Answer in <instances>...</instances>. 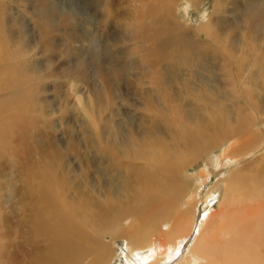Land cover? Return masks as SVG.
<instances>
[{
	"label": "bare ground",
	"instance_id": "6f19581e",
	"mask_svg": "<svg viewBox=\"0 0 264 264\" xmlns=\"http://www.w3.org/2000/svg\"><path fill=\"white\" fill-rule=\"evenodd\" d=\"M15 1L0 0V162L1 165L8 164L19 172L22 170L23 158L19 154L22 147L19 151L16 148L18 141L14 134L18 132L15 131V127L19 125L21 128L22 122L27 119L26 115L37 114L45 121V118L60 112L58 104H54L51 110L48 96L43 98L40 96L42 92L46 94L49 90L43 81L50 80L53 84V81L59 82L70 78L83 83L86 80L82 74L89 73L90 70L84 68L78 60L76 66L61 63L62 54L55 48L53 49L56 52L43 61L37 60L35 54L26 55L39 48L44 51L50 50L53 46L50 41L51 34L56 32L58 26L65 24L67 26L68 22H74L75 19L63 17L61 24L57 21L61 16L56 15L54 4L49 3L46 6L49 0H18L19 5L28 9L27 16L38 20L32 28L21 31L20 29L24 27L23 23L20 29L16 28L14 23L16 19L11 14V6L4 4ZM115 1L123 6V10L129 7L139 10L126 25V32L131 35L128 37H130L132 53L137 57L139 66L143 68L141 69L146 71L147 76L145 75L144 78L147 84L155 89L156 97L163 102V105L169 99L179 102L175 99L174 90L170 86L165 88L159 76L162 65L172 70L176 69L177 72L189 71L190 68L194 71L195 68L201 78L198 76V79L194 80L190 73L186 78L188 80L186 88L187 84L193 83L192 80L195 81L196 90L191 94L193 100L189 99L190 94L184 95L205 114L186 113L185 110L180 109V105L172 108L161 106V110L154 111L148 103H145L146 112H144L152 113L148 124L151 128L156 127L152 123L163 124V131L158 129L159 132L156 133L143 126L138 134L134 132L133 125L128 124L129 126L124 125L125 130L121 133V126L117 125L116 132L105 142L107 146L101 147L102 151L107 150L105 158L110 162L109 165H116L118 169H126L128 172L126 175H129V178L121 179L116 184L110 179L96 186L87 181L86 185L85 180L83 188L74 186L76 188L73 189V186L66 184L68 179L61 180L59 170L61 158L55 161L57 155L52 167L47 165L44 168L42 166V168L40 166L29 168L28 177L24 178V185L18 188V191L20 190L18 194L21 192V197L25 202L27 201L28 214L21 222L18 218L21 216L20 212L18 217L16 213L13 216L20 225L24 224L25 219L29 221V227L25 226L28 227L32 238L27 247L23 244L25 239L21 242L25 249L17 244L18 255L14 253L15 257L20 259L19 254L23 255V258L28 257L30 260L25 264H139L138 258L141 259V264H264V104L254 100L253 95L249 97L250 94L248 95L246 90L248 101L249 99L251 101L242 100L243 102L240 103L242 108L238 103L239 110L232 107L238 110L236 117L225 114L227 112L223 109L225 104L223 108L220 107L224 111H218V108L215 110V104L213 111L209 112L206 109L212 102L210 98L217 96L208 86V78L214 79L211 68L207 66L209 53L213 58L218 54L229 58L242 49L245 52L244 48L251 49L260 57L256 56L259 58L255 60L256 67H251L253 70L257 69L254 70L255 73H250L251 88H253L252 84L259 83L258 76L263 83L264 0H242L241 3L238 0H213V11L208 16L202 15V21L197 26L187 20L180 22L177 14L180 11L179 4L184 5L187 11L189 8L199 6L198 0ZM228 6L233 8L228 10ZM47 9L52 13L42 14ZM226 15H232L230 21ZM116 16L119 17L118 12ZM42 20L44 23H41ZM20 34L24 37H20ZM65 35L66 39L61 48L67 49V53L63 55L68 54L72 58L68 47L71 37L69 34ZM126 40L128 41V38ZM45 53L47 54L48 51ZM96 62L97 60H92L94 68L98 70L91 72L97 83L95 90L100 87L108 99L111 95L125 101V94L120 92L117 85L118 76H121L119 66H109L101 70L103 61L100 58L98 63ZM112 62L114 61L111 60ZM113 82L115 88L112 87ZM234 83H230L231 86ZM118 84L120 85L119 82ZM215 87L218 89V86ZM236 96L239 97V93ZM247 96H243L238 101ZM53 99L55 101L56 96H53ZM217 101L213 102L221 104ZM154 102L157 103L156 99ZM48 108L50 109L47 110ZM117 112L121 113V110ZM216 148L222 150V160L215 157L214 163L211 154ZM198 160L203 162V169L195 174L189 173L188 170ZM58 162L59 164H56ZM34 164L36 165V162ZM227 166H229L228 170ZM26 174L24 173V176ZM211 177L215 181L208 189L205 199L199 201L197 184H204ZM14 178L15 174L13 180ZM30 179L34 182L33 186L28 183ZM66 185L67 188H63ZM132 185L135 187L131 189ZM68 188H72L71 190L75 192L68 194L69 191H66ZM188 191L190 195L186 198L184 195ZM121 193L125 196L122 197ZM216 201H219L217 209L212 211L213 203ZM199 203L202 205L200 216L197 210ZM138 205L141 206L140 210L143 207L145 211L140 212V215L134 213ZM108 214L111 215L109 227L98 231V223L107 220ZM125 214L128 217L123 219ZM134 214L135 217H141L142 224L133 223ZM164 224L168 225V229L161 228ZM83 225H86V228ZM191 232L194 236L189 242L188 250L182 253L184 242ZM117 237L123 240V246L125 245V250L120 253L114 250L116 248L109 247L114 246ZM108 239L109 242H106ZM4 240L5 237L0 232V264L9 248ZM145 252H148L146 257L143 256ZM20 260L21 264H24V261Z\"/></svg>",
	"mask_w": 264,
	"mask_h": 264
},
{
	"label": "rangeland",
	"instance_id": "374dc122",
	"mask_svg": "<svg viewBox=\"0 0 264 264\" xmlns=\"http://www.w3.org/2000/svg\"><path fill=\"white\" fill-rule=\"evenodd\" d=\"M238 1L240 3L242 2V0H238ZM108 2H111V4ZM197 2L200 5L194 6V8H191V9L190 8L187 9L188 12L185 11L186 7L184 5L179 4L178 9L180 11L178 12L177 15H178V20L180 22H182V20H187L188 22L192 23L194 26H197L202 21V15H203V17L208 16L213 11V0H198ZM49 3L54 4L56 15L58 17L61 16V17L57 18V21L61 22V24H62V19H64L65 17L66 18L72 17L73 19H75V21L74 22H68L67 26H66V24L60 25L63 28H61L60 26H58V28H56L57 29L56 32L51 34V38H50L51 45H53V46L51 47L50 50H47L48 51L47 54L45 53L47 51H44V49L39 48L40 50L39 49L34 50L32 52H29L26 55L35 54V56H36L35 58L37 60L43 61L45 59L47 60L48 58H50L53 53H55L56 51L59 50L60 54H62V56H61L62 62L61 63L69 64V65L73 64L76 66L78 63L76 60H78L83 65V67L84 68L86 67L87 69H89L90 72L86 73V74H82L84 76V79L86 80L85 82H83L85 85L82 83V81H78L76 79H70V78L62 79L59 82L53 81L54 85L51 84L50 80H44L43 84L48 86L49 90L46 94L44 92H42L40 96L42 98L44 96H48L47 100H48L49 106L51 105L50 106L51 110H53V107L55 106L54 104H58L57 107L60 110V112L57 115H54V116L52 115V117L45 118V121H43V119L41 120L40 115L37 116V114L32 113V114H29L28 116L26 115L27 119L24 120V118H23V120L25 122L24 121L22 122L21 128L19 127V125H17L15 127V131L18 132V134L17 133L14 134L15 139H17V141H18V143H16V148L19 151V149L22 147L20 150V152L22 154L19 152V154L23 158L22 170H21L22 172L21 171L16 172V169L11 168V166H8V164H5V163L3 165H1V162H0V169H1L0 170V215H1V217H0V219H1L0 220V223H1L0 224V227H1L0 232L5 237L4 241L8 244L7 246H9L8 250L6 251L5 258L1 262V264H21L20 259H22L24 261V264H25L30 260L28 257L23 258L22 257L23 255H20V254H19L20 259L15 257V254L18 255V252H17L18 250L16 248L17 244L22 245V247L25 249V247H27L26 245L27 244L29 245L31 243L30 240L32 238V235L28 232L29 221H27L25 219L23 222L24 224L20 225V222L22 221L23 217L28 214V205H26L27 201L25 202V199L23 197H21V192H20V194H18L20 191V190L18 191V188L21 187L20 185H22V186L24 185L23 184L24 178H26V176L28 177V173H27L28 171L27 170H29V168L33 169V166H34V168H38V166H40V167L42 166L44 168L47 165L52 167L55 158L58 156L55 161H57L59 158H61L59 160V161H61L60 164H59V162L56 163V164L60 165L59 170H60V173L62 176L61 180L67 181V179H68L69 181H68V183L66 182V184L70 185V187L73 186V189L76 187L83 188V186L85 184L87 185L88 182L90 184H93L94 186H96L98 183L101 184V182H102V184H104V183H106L105 181L110 180V179L112 180L113 184H116V183H119L118 181H121V179L123 180V179L129 178V175H126L128 172L126 169H118V167L116 165L115 166L109 165L110 162L108 161V159L105 158L107 150L105 149L104 151H102V148H104V146H107L105 144V142H107V140H109L113 136L114 132H116V126L117 125L121 126L120 127L121 133L124 132L126 125L129 126L128 124H132L134 132L138 133V134L141 131L143 126L147 127L148 129L150 128L149 130L152 132L156 131V133L159 132V131H157L158 129L162 130V128H164V126H162L163 124L152 123V124L156 125L155 128H153V127L151 128V125L148 124L150 121V118L152 116V113L151 112L147 113V114L145 113L146 112L144 110V104L145 103H148L150 105V107L152 108V110H154V111L161 110L162 107H167V108L171 107L172 108V107H178L180 105V109L185 110L186 113H190V114H202L203 113V114H205L204 112H200L197 109V107L195 106V104H193V102L191 103V101H190V100H193L191 97V94L196 90L194 80H197L198 76L201 78V75L196 73L197 69L195 70V68H194V71H193V70H191L192 68H190L189 71H185V72L178 71L177 72L176 69L172 70L170 67H165L163 65H162L163 67L161 66L159 76L162 78V82L164 83L165 88H168L170 86L174 90L173 92L175 93V99L179 101L177 103L169 99V101H168L169 103L166 102L163 105V102H161L156 97V94L154 92L155 89L153 88V86L147 84V80L144 78L145 75L147 76V73H145L146 71L142 70L143 68L139 66V61L137 60V57H135L133 55L132 45L129 41L131 35H129L126 32V25L129 23L130 19L132 17H134L135 14L138 13L137 11H139V10L132 9L130 7L126 8V9L124 8V10H123V6L118 4V1H115V0H109V1L107 0V4H106V0H49L48 3L46 4V6ZM4 4L11 6V8H10L11 14L16 19L14 21L16 28L20 29V27L24 26L20 29L21 31L22 30L27 31V29L32 28L34 26L35 22H38L37 19L30 18L29 16H27L26 12L28 11V9L26 8V6L19 5L18 0H16L15 2H11V3L4 2ZM105 8H106V10H105ZM227 8H228V10H231L233 7L228 6ZM117 12L119 13V17L116 16ZM47 13L48 14L52 13V11L50 9H47V10L42 12V14H44V15ZM226 17H228V19H229L228 21H230L232 18V15L231 16L226 15ZM19 19H20V21H19ZM18 21H19V25H18ZM41 23H44L43 20L41 21ZM21 24H22V26H21ZM65 34H69V36L71 38L74 36L72 39L70 38L71 40L69 39V41H68V47L71 50L70 54H72V56H73L72 58L70 57L71 55H68V54L63 55V53H67V49L61 48V46H63V44H64V41H65L64 39H66V38H64V37H66ZM19 36L21 37L23 35L20 34ZM128 36H130V37H128ZM125 37L128 38V41L126 40L127 38H125ZM71 42H73V43H71ZM69 43H70V45L72 44L71 45L72 47L69 45ZM53 48H55L56 51ZM244 49H245V52L242 49V51H239V53L237 52L239 55H237V53H236L235 56H232L229 58H226L225 56L220 55V54H218V56L216 55V57H218L217 59H216L215 55H214V58H213V55H210V53L207 55V58H208L207 61L209 63V65H207V66H208V68L209 67L211 68V71H212L211 75L214 78V79L208 78V86H209V88L212 89V93L214 92L213 94H217V96L215 95V97L212 96V98H214V99L210 98L211 99L210 101L213 102V101L218 100L217 102L221 103V104H218V103L216 104V102H213V103L210 102L209 106L207 105L208 107L206 108L207 110H209V112L213 111L214 110L213 107L215 106L214 107L215 110L218 108V111H221V110L224 111L223 109H225L227 111V112H225V114L230 115V117L231 116L236 117L238 114L236 112H238V110H239L238 109L239 104L245 100L248 101V96L246 95V92L248 95L250 94L249 97H251V95H253L254 100L256 99V101H259V102L264 104V96H263V94H264V91H263L264 90V88H263L264 81L262 83V80L260 79V77L257 74L258 71L256 73L257 74L256 76H258L257 82L259 81V83H260V81H261V83L260 84L256 83V85L252 84L253 88H251L252 81L250 80V75H251L250 73L253 74V72L255 73L254 70H257L256 68H254V70H253L251 67L255 66V64H256L255 62L257 61V59L259 60V58H260L259 54H257L256 52L253 53L251 51V49H246V48H244ZM73 51L74 52L76 51V52L74 53ZM249 51H251L250 52L251 54H249ZM103 55H105L106 57L104 56V58H103ZM249 55H250V57H249ZM256 56L259 58H256ZM251 57H252L253 61H252ZM100 58L103 61L102 63H104V64L101 63V68H102L101 70H104V69H106L105 67H109V66H114V67L119 66L118 68L121 69V73H120L121 76H118L119 78L118 79L116 78V79L120 83V85H119L117 82L118 89L120 90V92H122V94L123 93L125 94L124 95L125 101L121 100L120 98L119 99L114 98L111 95H109V99H108L100 87L98 90H95V88L97 87V83L93 79L92 76H94V75H92V73L94 72L95 69L98 70V68H96V67L94 68L92 60H97L96 63H98ZM25 59H27V56H25ZM111 60H113L114 62L111 63ZM221 60H224L225 62H223ZM107 61H109V63ZM238 61L240 62V64ZM233 63H235V65ZM242 63H243V66H241ZM38 64H41V63H38ZM249 64H251V65L249 66ZM105 65H107V66H105ZM238 66H239V68H238ZM90 67H92V68H90ZM245 67H246V69H244ZM65 68H67V67H65ZM79 68H81V67H79ZM262 68H264V67H262ZM136 69H138L139 71ZM169 69H171V70H169ZM228 71H230V72H228ZM142 72H143V74H142ZM168 72H170V76H168ZM179 72H181V73H179ZM217 72H218V74H217ZM189 73L191 75H193L194 80H192L193 83L190 82L189 84H187V88H186V83L188 82V80L186 78L188 77L187 75H190ZM215 74H217V75H215ZM133 75H134V77H133ZM231 76L234 77L233 78L234 80L232 79L233 82L231 80V78H232ZM242 76H243V78H242ZM227 77H230V79L228 78L229 79L228 80ZM248 77H249V79H248ZM90 79L91 80L93 79L94 81L93 80L91 81ZM144 80H146V81H144ZM185 80H187V81L185 82ZM90 81H91V83H90ZM139 81H140V85L138 86ZM183 81L185 82V84H183L184 83ZM135 82H137V83H135ZM234 82L237 84L235 85ZM56 83H58V84H56ZM181 83H182V85H185V86H182ZM230 83L231 84L234 83L233 86H231ZM93 84L95 86H93ZM112 84L114 85V86L112 85V87L115 88L114 82ZM238 85L240 87H243V88H240ZM257 85H260V86H257ZM146 86H149L151 88L146 87ZM215 86H218V89H216ZM213 87H215V88L213 89ZM236 87H237L238 91L236 90ZM229 88L231 89L232 93H234L235 96L238 95V93H239V95L241 97L236 96L237 100H236V98H233L235 96L231 93ZM260 88H262V89H260ZM151 90H152V92H151ZM54 91H55V93H54ZM234 91H237V93ZM227 92L229 94H227ZM243 92H245L244 93L245 95H243ZM254 92H256L257 94H255ZM185 93H187L188 95L190 94V97H189V99L191 98L190 100L185 97V95H184ZM219 94L221 96H218ZM258 94H261V95H258ZM145 95H147V96H145ZM152 95H153L154 101L156 99L157 103H155L153 101ZM53 96L54 97L56 96V98L58 100L55 99V101H54ZM230 96H232V97H230ZM243 96H247V97L238 101V99L242 98ZM256 96H257V98H256ZM228 98H229V101H227ZM221 99H223V100H221ZM230 99L234 100V101H232L233 103L231 102ZM219 100H221V102ZM235 100L237 102H235ZM100 101H101V103H100ZM249 101H251V99H249ZM224 102H226V103H224ZM224 104H225V107L227 106L226 107L227 109L224 107ZM232 104H234V105H232ZM235 104H237V106ZM230 105H231V107H230ZM221 106H222V108L223 107L224 108L220 109ZM232 107H236L238 110L236 108L233 109ZM50 108H48L47 110H49ZM141 108H142V110H141ZM240 108H242L241 104H240ZM137 109H139V110H137ZM117 110H121V113L117 112ZM228 112H230L232 114H229ZM206 114L208 115V112H206ZM36 121H37V125H36ZM49 122H51V123H49ZM102 144H103V146H102ZM97 149H98V151L101 152L102 156L100 155V152H99V154H97L98 153ZM103 152H104V154H103ZM59 154L61 155V157H59L60 156ZM211 157L214 158V163H215V157H217L218 160H222V150L220 148L214 149L212 154H211ZM40 159H41V161H40ZM34 162H36V165L34 164ZM203 167H204L203 162L202 161L200 162L198 160L197 163L192 168H190L188 171L191 174H195L196 172L201 171L203 169ZM212 167H213V165H212ZM228 167L229 166H227V170L229 169ZM111 168H113V170ZM24 169H26V170H24ZM119 170H121V172ZM24 173L25 174L27 173V174L24 176ZM11 174L13 175L12 177H11ZM14 174H15V178L13 180ZM117 174H119V175H117ZM62 178H64V179H62ZM85 180H86V183H85ZM31 181H32V183H30ZM103 181H104V183H103ZM214 181H215L214 178L211 177L209 180L205 181L204 184H200V185L197 184L198 189H196V192L198 194L197 199L199 201H203L205 199L206 193H207L208 189L212 186ZM8 182H10V183H8ZM26 182L27 181H25V184H26ZM28 183L31 184L32 186L34 185V182L31 179L28 180ZM77 183L79 185H77ZM63 184H64V182L62 183V185ZM67 185H66V187L63 186V188H67ZM59 186L62 188V186L60 184H59ZM74 186H76V187H74ZM133 186L134 185H132L130 188L132 189ZM71 189H69V188H68V190L66 189L67 192L69 191L68 194L70 192H71L70 194H72V191L75 192L74 190H71ZM192 190H193V188H192ZM220 192H221V190H220ZM220 192H219V194H220ZM59 195H60V193H59ZM189 195H190V191L186 192L184 196L186 198H188ZM121 196L124 197L125 194L121 193ZM218 202L219 201H216L213 203L214 207L212 208V211H215L217 209ZM140 207L141 206L137 207V209L135 210L134 213L137 212L138 215H140V212L141 213L145 212L143 207L141 210H140ZM151 207H154V205H151ZM147 209L152 210V208H149V207H147ZM147 209H146V211H147ZM197 210H198V215L199 216L202 215L201 203H199ZM25 211H26V213H25ZM19 212L21 213L20 217H18ZM14 213H16L17 217L20 218L19 224H18V222H16L17 218L16 217L14 218V216H13ZM23 213H25V214H23ZM128 215H129V213H128ZM128 215L125 214L123 216V219L127 218ZM133 217H134L133 218L134 224L135 223H141V220H140L141 217L137 216L138 217L137 218V217H135V214L133 215ZM106 219L108 221L105 220L104 222L101 221L98 223V225H99L98 231L100 229H106L109 227L108 224H110L109 221H111V215L108 214V217ZM25 225H28V227H26ZM167 226H168L167 224H164L161 226V228L162 229H168ZM83 227L86 228V225H83ZM141 227H142V225H141ZM22 228H23V230H22ZM15 229H17V230H15ZM25 230H27V231H25ZM27 234H29V235H27ZM91 234L93 235V233H91ZM190 234H189V238L190 237L191 238L190 239L187 238V240L184 242V247L182 249V253H185V251L188 250V247L190 244L189 242H191L192 236H194L193 232H191ZM29 236H30V238H29ZM19 237H23V238L19 239ZM23 239H25V241L27 239L28 241L25 242ZM15 242H16V244H15ZM21 242H23L25 247L23 246V244ZM106 242H109V239ZM123 244H124L123 240L118 238L115 240L114 246L111 245L109 247L110 248L111 247L116 248L114 250L115 251L117 250L118 253H120V251L125 250L124 249L125 245L123 246ZM115 245H116V247H115ZM147 254H148V252H145V253H143V256L146 257ZM137 261L139 264H141V259L138 258Z\"/></svg>",
	"mask_w": 264,
	"mask_h": 264
}]
</instances>
